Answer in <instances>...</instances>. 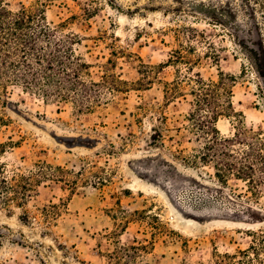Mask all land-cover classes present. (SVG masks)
<instances>
[{"label": "rangeland", "instance_id": "1", "mask_svg": "<svg viewBox=\"0 0 264 264\" xmlns=\"http://www.w3.org/2000/svg\"><path fill=\"white\" fill-rule=\"evenodd\" d=\"M6 2L12 11L39 5L50 24L78 35L95 81L116 73L131 84L153 68L150 84L104 88L90 111L0 87V264H264V192L194 162L204 139L187 119L192 98L165 97L177 70L190 72L166 64L186 23L208 38L191 42L193 73L237 77L239 115L221 117L218 129L231 136L241 122L264 142L263 77L245 46L264 68V1Z\"/></svg>", "mask_w": 264, "mask_h": 264}, {"label": "trees", "instance_id": "2", "mask_svg": "<svg viewBox=\"0 0 264 264\" xmlns=\"http://www.w3.org/2000/svg\"><path fill=\"white\" fill-rule=\"evenodd\" d=\"M197 11L176 8L173 12L189 15V12ZM203 14L207 15L206 11ZM61 27L62 25L50 24L45 10L39 5H23L18 11H12L6 0H0V87L7 89L9 86H17L46 101L72 102L79 111H90L101 102L104 88L122 91L130 85L143 87L151 83L152 78L145 77L153 68L150 66L147 70H140L144 78L131 84L116 73L105 74L99 81L91 79L89 63L75 49V45L79 43L78 35L65 33ZM175 34L177 47L172 50L166 64L187 65L190 72L183 74L178 69L176 78L172 82H166L165 97L171 100L190 95L192 98L187 119L192 130L204 139L193 161L213 162L215 176L222 183H227L234 176L247 181L255 194L264 192V142L260 134L248 130L241 122L231 136L223 135L217 127L221 117L239 115L234 108L232 91L237 77L222 70L216 79H206L200 72L193 73L191 67L198 58L194 55L196 49L191 42H207L208 38L186 23L176 28ZM245 46L253 54L257 71L263 77V84H258V90L264 102L261 55H256L249 45ZM208 48L211 51L216 49L211 42ZM211 51L207 54L213 56L209 57L218 61L217 52ZM124 85L127 87H123ZM1 181L5 183L4 178Z\"/></svg>", "mask_w": 264, "mask_h": 264}]
</instances>
